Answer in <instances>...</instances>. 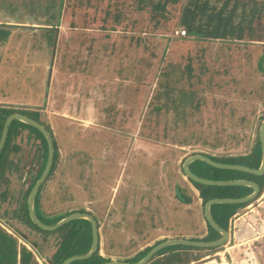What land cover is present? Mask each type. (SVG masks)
Listing matches in <instances>:
<instances>
[{
  "label": "rangeland",
  "instance_id": "374dc122",
  "mask_svg": "<svg viewBox=\"0 0 264 264\" xmlns=\"http://www.w3.org/2000/svg\"><path fill=\"white\" fill-rule=\"evenodd\" d=\"M0 30L9 32L0 39V106L42 113L57 148L39 195L42 216L94 215L99 255L114 261L191 236L194 226V236H204L203 205L176 198L185 188L196 197L181 166L195 151L239 153L258 141L264 0H0ZM13 145L0 223L32 239L36 258L49 264L60 238L12 218L39 167L40 141L20 128ZM263 194L264 187L249 205ZM259 213L254 218H264ZM257 222L243 226L258 240L230 248L240 244L235 236L216 252L228 253L188 254L206 264H264ZM163 253L157 259L178 264L179 253Z\"/></svg>",
  "mask_w": 264,
  "mask_h": 264
},
{
  "label": "trees",
  "instance_id": "16d2710c",
  "mask_svg": "<svg viewBox=\"0 0 264 264\" xmlns=\"http://www.w3.org/2000/svg\"><path fill=\"white\" fill-rule=\"evenodd\" d=\"M62 2V0H60ZM191 34H199V32H190ZM9 35V32L7 30H0V39H5ZM182 105H179V107L174 110L175 116L177 117L179 115V111L183 108H181ZM186 107H184L185 109ZM191 108L193 106L191 105ZM13 113H18L24 116H27L31 119H34L35 121L40 122L39 120V111L35 110H29L21 112L14 108H8L6 106H0V136L2 132V127L4 124V121L6 118ZM37 116L35 117V115ZM264 116L261 118L263 119ZM178 120H176V126H178ZM41 123V122H40ZM42 124V123H41ZM43 125V124H42ZM44 126V125H43ZM180 126V125H179ZM183 126V125H181ZM23 128L27 129L29 134L34 135L36 139L40 141L41 145V160L39 167L35 174L32 177L31 182L29 183V186L27 190L24 193V196L22 200L20 201V206L13 211L12 218L17 219L20 223L27 226L30 230L35 229L37 232L42 234L44 237H49L51 235H57L58 238H60L59 241H56L55 245L57 246L56 251H54L52 257L49 259V264H61L66 258L74 255H81L87 253V251L90 248L91 245V227L90 223L87 220L79 219L71 221L61 227H59L55 231H43L39 229L36 225L32 223V221L29 218L28 215V209H27V197L32 189L35 182L40 177L47 159V143L44 138V136L34 127L29 126L23 122H20L18 120H12L9 126L6 142L0 152V182L4 180L3 176L7 169H11V162L8 160V155L11 151L18 150V147L13 145V139L15 138L17 134V130ZM49 133L51 134V131L49 128L45 127ZM52 135V134H51ZM194 154H201L209 157L210 160L217 162V163H223V164H230V165H242L249 168L257 169L260 165L261 160V150H260V143L257 141L253 147L247 151H241L236 153H224L222 155H214V154H208L201 151H195L191 155ZM58 157L56 144L54 142V155H53V163L52 167L50 169V172L48 173V176L46 180L52 175V172L55 167V162ZM196 164L199 169L205 168L210 171V175H202L194 172L191 168V165ZM190 171L195 174L196 176H199L204 179H210L214 181H234V180H247L256 183L259 186L260 192L262 191L264 187V174L257 176L253 175L244 171L234 170V169H221L212 167L210 165L205 164L201 161H194L189 164ZM45 180V181H46ZM45 183V182H44ZM44 183L40 186L39 191L35 197L34 201V210L37 218L46 225H53L60 219H62L64 216L73 213L70 212L68 214H65L63 216H60L58 218H45L42 216V214L39 212V195L42 190V186ZM192 185L198 190L199 196L202 199V205H204L208 200L213 198H241L243 196H246L251 192V189L247 186H239V185H227V186H209L204 185L200 183H196L191 181ZM184 191L179 190L178 193H176V198L184 206H190L192 203L195 202V199L193 200L192 196L189 194V189L185 188ZM259 196V194H258ZM257 196V197H258ZM250 202L242 203V204H214L210 207V213L213 218V220L217 223L219 227H221L224 230L229 229V222L230 219L237 213L241 212L242 208H245L248 206ZM75 212V211H74ZM76 212H85L84 210H78ZM81 222V223H79ZM97 227H99L97 223ZM10 231V230H9ZM6 231L1 223H0V264H38L36 260V254L34 255V249H35V243H32V239H26L23 237L21 232L17 231ZM220 237V234L217 233L214 229H212L209 225H207V235L205 238H203V241H213ZM44 239V238H43ZM157 242L156 244H158ZM30 246V248H27L26 245ZM154 244V245H156ZM32 247V248H31ZM170 247V248H169ZM166 247L160 251H158L151 259L147 262V264H165V260L167 259L168 263L171 261L170 258L175 259L174 257H165V259L160 260L157 259L161 257V255L165 254L163 253L164 250H168V252L176 251L173 255L177 256L179 253V259L176 261L178 264H197V262L201 259V257L193 256L188 254V251H200V250H212L214 253L218 252L223 246H218L214 248H195V247H189V246H181V245H175V246H169ZM173 247V248H171ZM151 249V247L146 248L142 252L138 253L134 259L129 260L127 262L133 263L136 261H139L146 255V253ZM171 249V250H169ZM103 262H107L106 259L102 258L99 255V248H97L96 252L88 259L85 260H79L72 262L70 264H100ZM170 264V263H169Z\"/></svg>",
  "mask_w": 264,
  "mask_h": 264
},
{
  "label": "water",
  "instance_id": "95a60500",
  "mask_svg": "<svg viewBox=\"0 0 264 264\" xmlns=\"http://www.w3.org/2000/svg\"><path fill=\"white\" fill-rule=\"evenodd\" d=\"M12 120H18L20 122H23L29 126L34 127L37 129L45 138L47 143V159L45 167L38 178V180L33 185L32 189L30 190L28 197H27V209H28V215L30 220L34 225H36L39 229L43 231H55L59 227L74 221V220H87L90 223L91 227V245L87 253L81 254V255H74L66 258L61 264H70L75 261L79 260H85L90 258L99 248L100 251V233L99 229L97 227V219L94 215L85 212H73L66 216H64L62 219L57 221L53 225H46L42 223L36 216L35 210H34V201L35 197L39 191L40 186L45 182L48 173L50 172V169L52 167L53 163V155H54V141L52 135L49 133V131L43 126L40 122L35 121L34 119H31L27 116L13 113L10 114L6 120L4 121L2 132L0 136V152L6 142L9 126ZM258 141L260 143V150H261V160L260 165L257 169L249 168L242 165H230V164H223V163H217L209 159V157L201 154H194L184 159L181 169H182V175L184 177V180L188 183L189 187L192 189V191L195 193L196 196H198L199 204H202V199L199 196L198 190L192 185L191 181L209 185V186H227V185H239V186H247L251 189V192L247 194L246 196H243L241 198H213L208 200L203 205V220L205 228H207V225H209L212 229H214L217 233L220 234V237L213 241H203L202 237H181V238H173V239H166L160 241L158 244L151 246V249L146 253L142 259L139 261L129 263L127 261H114L108 257L102 256L104 259L107 260V262L101 263V264H145L147 263L151 257H153L159 250L169 247V246H175V245H181V246H189V247H195V248H214L221 246L228 242L230 238V233L221 227L217 225V223L213 220L211 213H210V207L214 204H242L250 202L258 196L260 189L259 186L251 181L247 180H234V181H214L210 179H204L199 176H196L193 174L189 169V164L194 161H201L204 162L207 165H210L212 167L221 168V169H234L239 171H244L253 175H263L264 174V118L261 120L259 129H258Z\"/></svg>",
  "mask_w": 264,
  "mask_h": 264
},
{
  "label": "crops",
  "instance_id": "0c3cea01",
  "mask_svg": "<svg viewBox=\"0 0 264 264\" xmlns=\"http://www.w3.org/2000/svg\"><path fill=\"white\" fill-rule=\"evenodd\" d=\"M39 115H42V113H39ZM205 153V152H204ZM196 199H195V204L197 205V207H198V204H199V199H198V196H196L195 197ZM257 198V197H256ZM259 211H264V194L259 198V199H257V201H256V203H255V205L254 204H252V205H249V206H247V211L245 212H243V214H241L240 213V211L239 212H237L231 219H230V222H229V229L227 230L229 233H230V238H229V240H231V238H234L235 236H237L238 238H239V243L240 244H238V245H234V246H232V247H230V248H234V247H236V246H240V245H243L244 243L246 244V243H248L249 241H253V240H258V238H259V236H257V235H253L252 234V232H251V230H250V228H252V226L249 224V223H247V225L246 226H243V224H244V222L245 221H250L251 223H253V224H255L254 223V221L255 220H259V222H257L258 223V227H259V229L260 230H262V229H264V218H261V217H256V218H254L255 216H258V215H260V213H259ZM203 218V217H202ZM200 224H199V229H200V227H202V225L204 226V228H205V225H204V220L201 222H199ZM194 226V225H193ZM194 228L195 229H192V235L191 236H186V237H195L194 235V233H195V231H196V227L194 226ZM237 228V229H236ZM234 229H236V230H234ZM201 232H203V229L201 230ZM249 232V235H247L246 233H248ZM191 233V232H190ZM206 235H207V228H206V231H205V233H204V236H202V239L203 238H205L206 237ZM263 236H264V232H263ZM262 236V237H263ZM243 237H245V239H249L247 242L246 241H244V242H242V240L241 239H243ZM229 240H228V242H229ZM100 242H101V239H100ZM27 246V248H30L28 245H26ZM221 246H224V244L223 245H221ZM205 249V248H204ZM225 254V253H228V249L226 250H224V252H222V253H216V254H218V255H220V254ZM208 257H205L204 259H207ZM37 259V258H36ZM203 259V260H204ZM44 260V259H43ZM42 260V261H43ZM46 261V260H45ZM211 260H209L208 262H210ZM223 261H224V258H223ZM37 262L39 263V264H42V262H41V260H38L37 259ZM201 261H199V262H197V264H206V263H200ZM222 262V261H221ZM211 263V262H210ZM214 263H216V261L214 262ZM191 264H193V262H191ZM196 264V263H195Z\"/></svg>",
  "mask_w": 264,
  "mask_h": 264
},
{
  "label": "built area",
  "instance_id": "2783aa9c",
  "mask_svg": "<svg viewBox=\"0 0 264 264\" xmlns=\"http://www.w3.org/2000/svg\"><path fill=\"white\" fill-rule=\"evenodd\" d=\"M181 34H183V35H184V34H185V32L181 31Z\"/></svg>",
  "mask_w": 264,
  "mask_h": 264
}]
</instances>
